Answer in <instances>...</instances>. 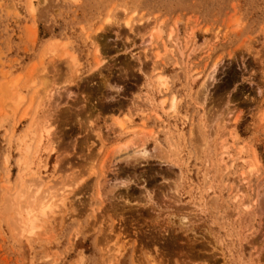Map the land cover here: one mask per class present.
<instances>
[{
	"label": "rangeland",
	"instance_id": "374dc122",
	"mask_svg": "<svg viewBox=\"0 0 264 264\" xmlns=\"http://www.w3.org/2000/svg\"><path fill=\"white\" fill-rule=\"evenodd\" d=\"M32 6L0 0V264H264V0Z\"/></svg>",
	"mask_w": 264,
	"mask_h": 264
},
{
	"label": "bare ground",
	"instance_id": "6f19581e",
	"mask_svg": "<svg viewBox=\"0 0 264 264\" xmlns=\"http://www.w3.org/2000/svg\"><path fill=\"white\" fill-rule=\"evenodd\" d=\"M32 3H33V0H29V11H31V12H33V6H32ZM30 12V13H31ZM124 25L125 26H129L130 25V20H126V21H124ZM155 31V38H156V40L158 39V38H160V37H162V35H163V31H162V29H156V30H154ZM171 31V30H170ZM152 34V33H151ZM154 34V33H153ZM153 37V36H152ZM169 37H170V34H169ZM168 37V38H169ZM161 39V38H160ZM153 40V39H152ZM152 40H150V42L152 41ZM56 41V40H55ZM193 41V40H192ZM50 43H52V42H50ZM190 43V42H189ZM193 44V43H192ZM96 48V47H95ZM53 49H49L48 50V52L49 53H53ZM55 53V52H54ZM42 58H44V56L42 57ZM154 58L155 59H158L159 58V53H154ZM100 61V60H99ZM77 73V72H76ZM155 77H154V80H152V85H154V89H157L158 91H161L162 90V92L164 91V92H166L167 90H168V86H167V78L166 77H164L163 75H161V74H155L154 75ZM12 87L14 86L13 84L11 85ZM15 87V86H14ZM11 89V88H10ZM9 89V90H10ZM48 90H46V92H47ZM12 92V91H11ZM46 92H44V93H46ZM10 93V92H9ZM14 93H16L17 94V92H14ZM159 93V92H158ZM48 95V94H47ZM19 96V95H18ZM26 96V95H25ZM32 96V95H31ZM10 97V96H9ZM29 97V96H28ZM39 97V96H38ZM11 98V97H10ZM13 99V98H12ZM26 99V98H25ZM21 97H17V99L16 100H14L13 101V105H14V107L16 108V107H18V105H19V103L21 102ZM24 100V99H23ZM29 100V99H28ZM27 100V101H28ZM37 100V99H36ZM161 103V109H163V107L166 105V104H168L169 105V110L170 111H172L173 113H175L177 110V103H178V100H177V98L175 97V96H171V98L170 99H163V100H161L160 101ZM27 103V102H26ZM35 103V102H34ZM39 103V102H38ZM29 104H31V103H29ZM37 104V103H36ZM22 105V104H21ZM27 107V106H26ZM33 107V106H32ZM36 107V106H35ZM19 109V108H18ZM31 109V108H30ZM37 109V108H36ZM168 110V111H169ZM24 111V110H23ZM24 112H26V111H24ZM31 112V111H30ZM17 113V112H16ZM22 114H23V112H22ZM34 114V113H33ZM136 113H134V114H132L131 116H128V114L127 115H124L123 116V119L121 120V119H119L120 117V115L119 116H117L114 120H113V124L112 125H114L115 127H117L118 128V130L120 131V137L121 136H125V135H141V134H144V129L143 128H140V129H137V130H132V131H125L126 130V127H127V125H126V122H127V124H131L132 122H133V119H132V117L135 115ZM23 118V117H22ZM25 118V117H24ZM26 119H28V118H26ZM38 120V119H37ZM34 121V120H33ZM34 123V122H33ZM43 123V122H42ZM48 123H49V121H48ZM51 123V122H50ZM44 124V123H43ZM46 124V125H45ZM44 125L47 127V123H45ZM145 124V123H144ZM144 124H142V125H144ZM35 125V124H34ZM38 125V124H37ZM50 127V126H49ZM49 127H47V128H49ZM44 129V128H43ZM41 129L40 130V134H39V139H38V144L36 145V150L34 151V153L36 154L35 155V157L36 156H38V154H39V152H40V149H41V145H42V143H44L45 141V139L47 138V137H49V135H50V133H51V131L50 130H46V129ZM26 130H28V129H26ZM31 130H33L32 128H31ZM10 132V131H9ZM28 132V131H27ZM30 135V134H29ZM165 136H166V134H165ZM35 137V136H34ZM169 137V136H168ZM21 138H22V135H21ZM26 138V137H25ZM27 139V138H26ZM129 139V138H128ZM143 140V139H142ZM27 141V140H26ZM32 141V140H31ZM35 141V140H34ZM173 141H174V139H173ZM173 141H171L170 143H169V146H170V148L171 149H173V150H176V147H177V145H176V143H175V141L173 142ZM224 141V140H223ZM19 142L21 143V144H24V142H25V140H24V138H22V139H19ZM100 142H101V144H103L104 143V141L102 140V139H100ZM130 142V140L128 141V142H126L125 144H123V146L124 147H127V145H128V143ZM169 142V141H168ZM29 143V142H28ZM27 143V144H28ZM54 143V142H53ZM220 144H222V143H220ZM33 145H34V143H33ZM48 145V144H47ZM26 147V151L28 152V151H30L31 150V146L30 145H25ZM178 147H179V145H178ZM205 147V146H204ZM128 148V147H127ZM126 148V149H127ZM220 150H221V152H223V151H226V149H227V147L225 146V145H221L220 147ZM119 149V148H118ZM169 149V148H168ZM170 149V150H171ZM202 149V148H201ZM34 150V149H33ZM42 150V149H41ZM54 150V149H53ZM32 151V150H31ZM161 151V150H160ZM20 154V153H19ZM30 154L31 153H29V157H30ZM34 157V156H33ZM162 157V156H161ZM168 158V157H167ZM20 159V158H19ZM26 159V158H25ZM221 159H222V157H221ZM220 162V161H219ZM29 163V162H28ZM44 164V163H43ZM33 165H37V164H33ZM22 166H24V164H22ZM32 166V165H31ZM37 166H39V165H37ZM36 166V167H37ZM44 166V165H43ZM226 166V165H225ZM19 167V166H18ZM29 167V166H28ZM46 167V166H45ZM20 168V167H19ZM24 168V167H23ZM225 168V167H224ZM227 169V168H226ZM253 169V168H252ZM251 171V170H250ZM23 180V179H22ZM181 180V179H180ZM28 182H30V181H28ZM22 187V186H21ZM236 189V188H235ZM37 190H38V188H37ZM36 190V191H37ZM19 191V190H18ZM17 191V192H18ZM17 194V193H16ZM16 194H14V195H16ZM38 194H39V191H38ZM34 195H36L37 196V192L34 194ZM40 195V194H39ZM39 195H38V197H39ZM32 196H33V194H32ZM23 197V196H22ZM56 195H53V194H47V195H44L43 197H41V198H35V199H33L26 207H25V211H26V217H25V223L26 224H28L27 225V231H26V233L28 232V233H32V231L34 230V228H36L35 226H34V224H35V222H37V221H39L41 218H43V217H46V216H48V214H51L55 209H57V208H59V204L58 203H63V201L65 200V196H63V195H60L59 197H58V199H56ZM237 197V196H236ZM235 198V197H234ZM24 202V201H23ZM22 204V203H21ZM21 207V206H20ZM23 207V206H22ZM24 208V207H23ZM24 210V209H23ZM19 212V211H18ZM20 215V214H19ZM38 223V222H37ZM25 235V234H24ZM27 235V234H26ZM31 236V235H30ZM117 249V248H116ZM114 251H115V249H113ZM119 254H121V252L118 250L117 251ZM119 257V256H118Z\"/></svg>",
	"mask_w": 264,
	"mask_h": 264
}]
</instances>
